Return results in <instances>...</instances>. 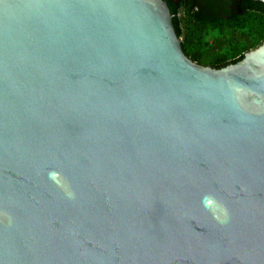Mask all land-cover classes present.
Returning a JSON list of instances; mask_svg holds the SVG:
<instances>
[{"label": "water", "instance_id": "water-1", "mask_svg": "<svg viewBox=\"0 0 264 264\" xmlns=\"http://www.w3.org/2000/svg\"><path fill=\"white\" fill-rule=\"evenodd\" d=\"M0 264H264V41L213 68L165 0H0Z\"/></svg>", "mask_w": 264, "mask_h": 264}, {"label": "trees", "instance_id": "trees-1", "mask_svg": "<svg viewBox=\"0 0 264 264\" xmlns=\"http://www.w3.org/2000/svg\"><path fill=\"white\" fill-rule=\"evenodd\" d=\"M183 52L203 66L222 68L264 41L259 0H165Z\"/></svg>", "mask_w": 264, "mask_h": 264}]
</instances>
